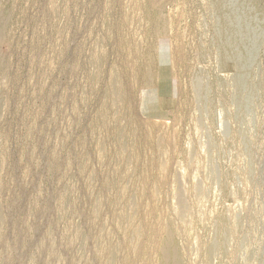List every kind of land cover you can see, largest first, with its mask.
<instances>
[{
	"label": "rangeland",
	"instance_id": "obj_1",
	"mask_svg": "<svg viewBox=\"0 0 264 264\" xmlns=\"http://www.w3.org/2000/svg\"><path fill=\"white\" fill-rule=\"evenodd\" d=\"M0 264H264V0H0Z\"/></svg>",
	"mask_w": 264,
	"mask_h": 264
},
{
	"label": "bare ground",
	"instance_id": "obj_2",
	"mask_svg": "<svg viewBox=\"0 0 264 264\" xmlns=\"http://www.w3.org/2000/svg\"><path fill=\"white\" fill-rule=\"evenodd\" d=\"M160 52H161V50H160ZM161 63H160V66H159V74H158V78H157V90H158V94L160 93V94H163V93H168L169 91V89H170V79H169V73H168V69H167V64H166V57H167V53H166V49H164L163 51H162V53H161ZM159 56V57H160ZM159 60H160V58H159ZM158 73V72H157ZM151 81H148V83H150ZM147 85V84H146ZM151 85H152V83H151ZM153 86V85H152ZM151 86V87H152ZM153 88H154V86H153ZM155 89H156V87H155ZM147 90H149V89H147ZM147 90H146V92H147ZM153 91V90H152ZM145 92V93H146ZM148 93V92H147ZM149 93H150V90H149ZM157 93V92H156ZM155 93V94H156ZM154 94V95H155ZM159 94V95H160ZM146 95V94H145ZM151 95V97L153 98V94L151 93L150 94ZM149 95V96H150ZM148 96V97H149ZM156 96V95H155ZM148 99V98H147ZM146 99V100H147ZM150 100H151V98H150ZM154 100V99H153ZM152 100V101H153ZM144 101H145V99H144ZM150 102V101H149ZM147 103V102H146ZM150 103H153V102H150ZM132 105V104H131ZM120 108V107H119ZM136 109V108H135ZM138 118V117H137ZM180 176V175H179ZM179 179H180V177H179ZM180 182H182V181H180ZM182 187V186H181ZM183 195V194H182ZM181 197V196H180ZM180 200V199H179ZM133 201V200H132ZM113 207V206H112ZM184 212V211H183ZM156 230V229H155ZM133 240V239H132ZM165 251V250H164ZM166 253V252H165ZM168 253V252H167ZM165 255V254H164ZM164 257V256H163ZM168 257V256H167ZM176 257V256H175ZM165 259V258H164ZM168 259V258H167ZM166 261V263H167V260H165Z\"/></svg>",
	"mask_w": 264,
	"mask_h": 264
}]
</instances>
